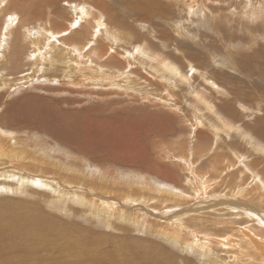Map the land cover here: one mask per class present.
I'll list each match as a JSON object with an SVG mask.
<instances>
[{"label": "rangeland", "instance_id": "rangeland-1", "mask_svg": "<svg viewBox=\"0 0 264 264\" xmlns=\"http://www.w3.org/2000/svg\"><path fill=\"white\" fill-rule=\"evenodd\" d=\"M263 120L264 0H3L0 264H264Z\"/></svg>", "mask_w": 264, "mask_h": 264}, {"label": "bare ground", "instance_id": "bare-ground-1", "mask_svg": "<svg viewBox=\"0 0 264 264\" xmlns=\"http://www.w3.org/2000/svg\"><path fill=\"white\" fill-rule=\"evenodd\" d=\"M2 1L3 0H0V2L2 3ZM45 1V0H44ZM48 1V0H47ZM39 2V1H38ZM41 2V1H40ZM10 3V2H9ZM102 3V2H101ZM42 5V4H41ZM189 6V5H188ZM41 7V6H40ZM83 10V9H82ZM85 10V9H84ZM39 11V10H38ZM78 11V10H77ZM81 11V10H80ZM27 12V11H26ZM35 13V12H34ZM76 13V12H75ZM79 13V12H78ZM89 13V12H88ZM39 14H41L40 12H39ZM45 15V14H44ZM74 15V14H73ZM96 15V14H95ZM99 15V14H98ZM48 16V15H47ZM84 18L83 17V15L82 14H80V18ZM71 18V17H70ZM81 18V19H82ZM22 19V18H21ZM89 19V18H88ZM25 20V19H24ZM61 20V19H60ZM24 22V21H23ZM34 22V21H33ZM10 23H12V19H11V21H10ZM40 23V22H39ZM38 23V24H39ZM68 23V22H67ZM31 24V23H30ZM41 24V23H40ZM23 26V25H22ZM32 26H34V25H32ZM38 26V25H37ZM102 26V25H101ZM18 28V27H17ZM37 28V27H36ZM107 28V27H106ZM71 29V28H70ZM14 30V29H13ZM18 30H20V29H18ZM36 30V29H35ZM50 30V29H49ZM59 30V29H58ZM97 30V29H96ZM53 31V30H52ZM51 31V32H52ZM105 31V30H104ZM22 32V31H21ZM20 32V33H21ZM123 32H125V31H123ZM27 33V32H26ZM105 33V32H104ZM102 34V33H101ZM100 34V35H101ZM120 35V34H119ZM123 35V34H122ZM49 36V35H48ZM114 36V35H113ZM23 37H24V35H23ZM57 37V36H56ZM98 37V36H97ZM53 38V37H52ZM117 39H119V37H117ZM24 40V39H23ZM49 40V39H48ZM115 40V39H114ZM37 41H38V39H37ZM55 41V40H54ZM74 41V40H73ZM78 41V40H77ZM81 41V40H80ZM96 41V40H95ZM32 42V41H31ZM52 43V42H51ZM95 43V42H94ZM93 44V43H92ZM43 45V44H42ZM35 47H37V46H35ZM5 48V47H4ZM34 48V47H33ZM36 50V49H35ZM40 50V49H39ZM67 51H68V49H66ZM87 51V50H86ZM37 52H38V49H37ZM147 52V51H146ZM17 53V52H16ZM60 53V52H59ZM63 53H64V51H63ZM32 54H33V52H32ZM65 54V53H64ZM133 54H135V53H133ZM157 54V53H156ZM34 55V57L36 56V54L34 53L33 54ZM143 55V54H142ZM158 55V54H157ZM169 55V54H168ZM1 56H3V55H1ZM153 56V55H152ZM69 57H71V55H69ZM136 57V56H135ZM159 57V56H158ZM162 57H164V56H162ZM161 57V58H162ZM65 58V57H64ZM64 58H62V59H64ZM160 58V60L161 61H159V63H161V65L162 66H166L165 64H166V60H163L162 61V59ZM5 59V58H4ZM61 59V60H62ZM72 59V58H71ZM146 60V59H145ZM7 61V60H6ZM84 61V60H83ZM101 61V60H100ZM36 63V62H35ZM34 63V64H35ZM158 63V64H159ZM58 64V63H57ZM99 64V63H98ZM148 64H150V63H148ZM17 65V64H16ZM137 65V64H136ZM99 66V65H98ZM135 66V65H134ZM160 66V65H159ZM80 67V66H79ZM140 67V66H139ZM68 68V67H67ZM166 68H167V66H166ZM169 69H170V71L172 72L173 71V73H174V75L175 74H179L178 73V68L175 66V65H170L169 67H168ZM71 69V68H70ZM77 70V69H76ZM94 70V69H93ZM164 70V69H163ZM146 71V70H145ZM97 73V72H96ZM54 74V73H53ZM118 74V73H117ZM152 74V73H151ZM172 74V73H171ZM182 76V75H181ZM86 77H88V76H86ZM178 77H180V76H178ZM130 78V77H129ZM81 82V81H80ZM86 83L87 82H85V85H86ZM107 83V82H106ZM121 83V82H120ZM89 84V83H88ZM81 85V84H80ZM135 85V84H134ZM133 85V86H134ZM115 86V85H114ZM132 86V85H131ZM154 88V87H153ZM130 93V92H129ZM163 99V98H162ZM167 99V98H166ZM165 99V100H166ZM264 121V120H263ZM262 122V121H261ZM3 131H0V158L1 157H7V155H9L10 157H15V156H17V155H21V153H19V152H16L17 150H15L16 149V145L17 144H14V142H11L10 144L7 142V140H6V138L5 137H3L2 135H3ZM6 133V132H5ZM10 133V132H9ZM8 135V134H7ZM11 139V138H10ZM15 140V139H14ZM26 143H28V142H26ZM23 144V143H22ZM11 146H13V147H15V148H13V147H11ZM31 146V145H30ZM34 147V146H33ZM39 147V146H38ZM43 148V147H42ZM42 148H40L39 147V149H42ZM19 149V148H18ZM38 149V148H37ZM25 150V149H24ZM42 150H44V148L42 149ZM31 151H32V149H31ZM49 151V150H48ZM56 151V150H55ZM45 152V151H44ZM23 153V152H22ZM40 153V152H39ZM34 154V153H33ZM42 154H44V153H42ZM42 154H38L37 156V159H36V157H34L33 158V160H35V161H39V162H42V165L44 164V163H46L47 161L44 159V157H46L47 155L45 154V155H42ZM14 155V156H13ZM29 156V155H28ZM48 157V156H47ZM46 157V158H47ZM188 158V157H187ZM185 160V159H184ZM227 160V159H226ZM231 161V160H230ZM197 162V161H196ZM230 165H232L231 163H229ZM65 167V166H64ZM61 168V167H60ZM249 168V167H248ZM246 171V170H245ZM252 171V170H251ZM189 173V172H188ZM197 173V172H196ZM248 174V173H247ZM254 174V173H253ZM200 175H202L203 176V174H201L200 173ZM195 176H196V174H195ZM206 176V175H205ZM253 176V175H252ZM192 177V176H191ZM220 177V176H219ZM239 177V176H238ZM249 177H251V176H249ZM254 177V176H253ZM194 178V177H193ZM202 178V177H201ZM201 178H199V179H201ZM204 178V177H203ZM241 178V177H240ZM190 180V179H189ZM239 179H237V181H238ZM259 180V179H258ZM257 180V181H258ZM193 181H194V179H193ZM209 181V180H208ZM250 181V180H249ZM264 181V180H263ZM36 182H39V181H37L36 180ZM137 181L135 180V182L134 183H136ZM203 182H204V180H203ZM206 182V181H205ZM205 182H204V186H205ZM35 183V182H34ZM198 183H200V182H198ZM256 183V182H255ZM138 184V183H137ZM136 184V185H137ZM189 184H191V183H189ZM239 184V183H238ZM260 184V183H259ZM135 185V184H134ZM208 185V184H207ZM234 185V184H233ZM253 185V184H252ZM155 186H157V184H152V186H150V187H148L149 188V190H152L153 192H154V190H155ZM192 186V185H191ZM249 186V185H248ZM202 187V186H201ZM206 187V186H205ZM238 187V186H237ZM145 188V187H144ZM252 188V187H251ZM260 188V187H259ZM140 189V188H139ZM157 189V188H156ZM233 189V188H232ZM148 190V189H147ZM182 190V189H181ZM198 190H199V188H198ZM254 190V189H253ZM158 191V190H157ZM159 191H161L160 189H159ZM169 192V191H168ZM198 192V191H197ZM248 192V191H247ZM160 193V192H159ZM176 193V192H175ZM253 193V192H252ZM179 194V193H178ZM218 194V193H217ZM256 194V193H255ZM206 195V194H205ZM221 195V194H220ZM244 195V194H243ZM262 195V194H261ZM202 196V195H201ZM213 196V195H212ZM211 196V197H212ZM255 196H257V195H255ZM254 196V197H255ZM177 197H178V195H177ZM199 197V196H198ZM250 197H251V195H250ZM253 197V198H254ZM208 198V197H207ZM261 197H259V199H260ZM199 199H200V197H199ZM215 199V198H214ZM256 199H258V198H256ZM179 200V199H178ZM229 201V200H228ZM232 201H233V199H232ZM259 201V200H258ZM220 204V203H219ZM220 207V206H219ZM243 207V206H242ZM258 209V208H257ZM260 209V208H259ZM245 211H246V208H245ZM261 211V210H260ZM185 212V211H184ZM248 212H249V210H248ZM250 214V213H249ZM177 215V214H176ZM173 217H177V216H173ZM258 221V220H257ZM172 224H173V222H172ZM174 225V224H173ZM196 226V225H195ZM22 227H24V226H22ZM20 228L21 229V231L20 230H18L20 233H19V236L18 237H15V239H17V238H23V235H26V236H28V237H32V238H34L33 239V246H35V245H37V246H39V247H44L46 244H48L49 243V241H52L51 239H47L46 241L44 240V238H38V234H39V232L36 230V229H31V230H26V229H24V228ZM206 230V229H205ZM5 231H7L8 232V230H5ZM3 232V231H0V262H2L3 260H5L6 259V255H5V253H6V251H8V250H10V249H7V244L6 245H4L2 242H3V240L4 239H6V237H4V236H6V232ZM178 231V230H177ZM188 231V230H187ZM167 233V232H166ZM207 233V232H206ZM196 234V233H195ZM205 236V235H204ZM194 237V236H193ZM187 238V237H186ZM18 240V239H17ZM19 241V240H18ZM195 242V241H194ZM250 242V241H249ZM229 244V243H228ZM196 245V244H195ZM199 245V244H198ZM8 246L9 247H11V243H9L8 244ZM190 246V245H189ZM191 247V246H190ZM77 248V247H76ZM5 255V256H4ZM237 256V255H236ZM247 256V255H246ZM28 261H30V257H28V255H27V257L25 258V264H26V262H28ZM9 263L10 264H13V262H11V260L9 261Z\"/></svg>", "mask_w": 264, "mask_h": 264}]
</instances>
